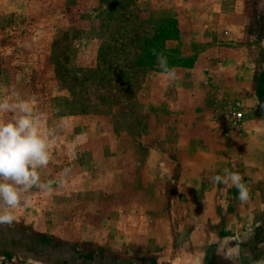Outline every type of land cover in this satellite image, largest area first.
<instances>
[{
    "label": "rangeland",
    "instance_id": "374dc122",
    "mask_svg": "<svg viewBox=\"0 0 264 264\" xmlns=\"http://www.w3.org/2000/svg\"><path fill=\"white\" fill-rule=\"evenodd\" d=\"M4 98L45 114L53 191L11 210L0 264L264 262V203L211 179L264 191V0H0Z\"/></svg>",
    "mask_w": 264,
    "mask_h": 264
},
{
    "label": "clouds",
    "instance_id": "9594fccd",
    "mask_svg": "<svg viewBox=\"0 0 264 264\" xmlns=\"http://www.w3.org/2000/svg\"><path fill=\"white\" fill-rule=\"evenodd\" d=\"M153 54L156 55L155 50ZM157 62L169 80L177 79L175 69L168 67L162 55H157ZM9 115L10 119L5 118ZM45 120V114L34 112L28 100L0 99V227H11L16 222L11 210L30 205L32 189L47 194L53 191L52 181H43L40 174V170L46 169L51 162L53 135L41 130ZM69 171L66 168L61 175L67 176ZM211 179L217 184L234 186L241 203L250 199L249 189L239 173L225 169L223 175ZM239 243L238 239L233 241L225 237L219 242L217 255L234 262L237 253L229 245L238 247Z\"/></svg>",
    "mask_w": 264,
    "mask_h": 264
},
{
    "label": "crops",
    "instance_id": "0c3cea01",
    "mask_svg": "<svg viewBox=\"0 0 264 264\" xmlns=\"http://www.w3.org/2000/svg\"><path fill=\"white\" fill-rule=\"evenodd\" d=\"M242 166V159L239 161ZM238 163V164H239ZM239 174L242 175V170L239 171ZM242 177L243 182L246 184L247 188L249 189L250 193V199L245 202L241 203L238 201V203L234 202L239 206V210L242 211V209H249L250 206L255 205V206H261L260 204L264 203V198L262 199V193L264 192L262 188L259 186L262 184L263 180V175L261 172H259L257 169L256 170H249L247 174H243ZM252 180V181H251ZM254 184V185H252Z\"/></svg>",
    "mask_w": 264,
    "mask_h": 264
},
{
    "label": "built area",
    "instance_id": "2783aa9c",
    "mask_svg": "<svg viewBox=\"0 0 264 264\" xmlns=\"http://www.w3.org/2000/svg\"><path fill=\"white\" fill-rule=\"evenodd\" d=\"M241 116H242V112L239 111V112L237 113V118H240Z\"/></svg>",
    "mask_w": 264,
    "mask_h": 264
}]
</instances>
